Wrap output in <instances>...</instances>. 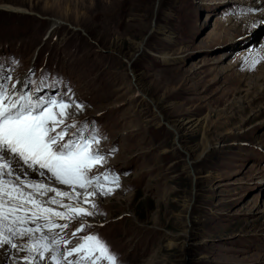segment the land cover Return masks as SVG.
<instances>
[{
	"label": "rangeland",
	"instance_id": "374dc122",
	"mask_svg": "<svg viewBox=\"0 0 264 264\" xmlns=\"http://www.w3.org/2000/svg\"><path fill=\"white\" fill-rule=\"evenodd\" d=\"M10 68L84 105L90 175L119 177L84 222L118 264H264V0H0Z\"/></svg>",
	"mask_w": 264,
	"mask_h": 264
},
{
	"label": "snow or ice",
	"instance_id": "6c2138e0",
	"mask_svg": "<svg viewBox=\"0 0 264 264\" xmlns=\"http://www.w3.org/2000/svg\"><path fill=\"white\" fill-rule=\"evenodd\" d=\"M13 70L0 76V248L22 253L18 264H118L98 234L69 247V225L80 222L72 238L84 232L85 218L98 214L96 197L119 188L114 173L90 175L106 159L97 130L74 119L84 105L70 89L43 95L58 83L43 72L38 80L34 70L13 80Z\"/></svg>",
	"mask_w": 264,
	"mask_h": 264
},
{
	"label": "bare ground",
	"instance_id": "6f19581e",
	"mask_svg": "<svg viewBox=\"0 0 264 264\" xmlns=\"http://www.w3.org/2000/svg\"><path fill=\"white\" fill-rule=\"evenodd\" d=\"M222 19V18H221ZM125 94V93H124ZM125 96V95H124ZM125 98V97H124ZM135 97H133V96H131V94H130V96H128L127 98H125L124 100L123 99H119L117 102H115V103H113V105H111L110 107H108V109H111V108H116L117 106H121V105H123V104H127L128 103V100H132V99H134ZM128 99V100H127ZM130 109V108H129ZM133 109V108H132ZM157 115V114H156ZM164 121V120H163ZM192 122V121H191ZM157 124V123H156ZM162 124V120L161 119H159L158 120V125H161ZM191 126V125H190ZM192 126H194V125H192ZM170 128H173L172 126H170ZM189 128V127H188ZM192 128V127H191ZM175 137V136H174ZM175 141V143H176V145L177 146H179V148L181 147L179 144H180V141H178V139H177V137H176V139L174 140ZM178 142H179V144H178ZM211 140H209L208 142H207V147H211L212 145H211ZM213 147V146H212ZM145 152H148V149H145L144 151H143V153H145ZM76 227H77V225H76ZM79 227V226H78ZM75 230V229H74ZM74 230H71V231H67L66 230V232L68 233V235H69V238H71V244L69 245V247H72L73 245L75 246L78 242H79V238L81 237V236H83V235H87L88 234V232H89V230H90V232H91V230H92V228L91 227H89V228H86L85 230H84V232H81V233H79L78 235H77V237H75V238H72L71 237V232L72 231H74ZM5 250H6V252L9 250V247H5ZM13 251V253H14V255H17V252H16V250H12Z\"/></svg>",
	"mask_w": 264,
	"mask_h": 264
}]
</instances>
